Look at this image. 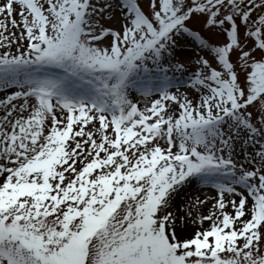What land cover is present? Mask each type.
Masks as SVG:
<instances>
[{"label":"snow or ice","instance_id":"1","mask_svg":"<svg viewBox=\"0 0 264 264\" xmlns=\"http://www.w3.org/2000/svg\"><path fill=\"white\" fill-rule=\"evenodd\" d=\"M0 264H264V0H0Z\"/></svg>","mask_w":264,"mask_h":264},{"label":"rangeland","instance_id":"2","mask_svg":"<svg viewBox=\"0 0 264 264\" xmlns=\"http://www.w3.org/2000/svg\"><path fill=\"white\" fill-rule=\"evenodd\" d=\"M140 2L143 3L144 0H140ZM104 23L107 26L109 22L105 21ZM214 40L216 43H223L225 41V37L223 35H219V36H216ZM177 51L181 58V62H184L185 60L192 61V64L189 65L186 69V74L175 73L176 76H179L180 78H182V80H184V82H187L189 76H191L192 74L193 68L195 67V60L198 58L199 49L191 38H186L181 42ZM169 75H173V73L170 72ZM237 151H240V149L238 148ZM239 158L243 159L242 153ZM201 187L203 188L205 186L201 184L194 185L193 188L189 190L188 199H192L193 197H201L205 199L206 198L210 199L211 197H208L206 194H202L201 192H198V188H201Z\"/></svg>","mask_w":264,"mask_h":264},{"label":"bare ground","instance_id":"3","mask_svg":"<svg viewBox=\"0 0 264 264\" xmlns=\"http://www.w3.org/2000/svg\"><path fill=\"white\" fill-rule=\"evenodd\" d=\"M181 80H182V78H181ZM161 83H162L161 81H157L156 86L159 87ZM186 88H187V84H185L184 87H182V88H173L172 91H175V92L185 91ZM137 94H139V93H137ZM195 185H199V183H197ZM198 192H201L202 194H206L208 197L215 195V190L211 189L209 187L198 188ZM229 210L231 211V209H229Z\"/></svg>","mask_w":264,"mask_h":264}]
</instances>
